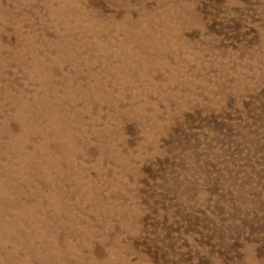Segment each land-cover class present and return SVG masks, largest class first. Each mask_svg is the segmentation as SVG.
Instances as JSON below:
<instances>
[{
	"label": "rangeland",
	"instance_id": "1",
	"mask_svg": "<svg viewBox=\"0 0 264 264\" xmlns=\"http://www.w3.org/2000/svg\"><path fill=\"white\" fill-rule=\"evenodd\" d=\"M0 163V264H264V0H0Z\"/></svg>",
	"mask_w": 264,
	"mask_h": 264
},
{
	"label": "bare ground",
	"instance_id": "2",
	"mask_svg": "<svg viewBox=\"0 0 264 264\" xmlns=\"http://www.w3.org/2000/svg\"><path fill=\"white\" fill-rule=\"evenodd\" d=\"M166 10V9H165ZM4 25V24H3ZM119 29V28H118ZM205 44V43H204ZM4 48V47H3ZM158 53V52H157ZM170 60V59H169ZM57 69V68H56ZM19 72V71H18ZM21 72V71H20ZM61 78V77H60ZM67 78V77H66ZM68 80V79H67ZM64 83V82H63ZM99 83V82H98ZM17 84V83H16ZM80 84V83H79ZM63 87V86H62ZM76 87V86H75ZM97 87V86H96ZM40 91V90H39ZM70 91V90H69ZM77 91V90H76ZM78 93V92H77ZM55 94V93H54ZM67 94V93H66ZM74 94V93H73ZM38 96V95H37ZM68 98H69V96H68ZM51 100V99H50ZM63 100V99H62ZM68 100V99H67ZM43 101V100H42ZM57 101V100H56ZM115 101V100H114ZM59 103V102H58ZM65 104V103H64ZM80 105V104H79ZM62 108V107H61ZM10 112V111H9ZM53 112V111H52ZM40 114V113H39ZM99 119V118H98ZM49 123V122H48ZM50 124V123H49ZM57 126V125H56ZM135 126V125H134ZM75 129V128H74ZM128 149V148H127ZM126 150V149H125ZM11 162V161H10ZM18 163V162H17ZM1 164V163H0ZM8 167V166H7ZM7 167H5V168H7ZM55 167V166H54ZM6 170V169H5ZM11 171V170H10ZM6 172V171H5ZM11 176V175H10ZM18 177V176H17ZM1 178V177H0ZM13 179V178H12ZM9 180V178H5V179H3V181L4 182H7ZM10 183V182H9ZM8 185V184H7ZM6 185V186H7ZM14 187H15V185H14ZM72 187V186H71ZM1 189V188H0ZM11 189V188H10ZM8 191V190H7ZM6 196V195H5ZM4 199V198H3ZM2 199V200H3ZM24 200V199H23ZM1 201V200H0ZM10 206V205H9ZM3 207V206H2ZM5 209V208H4ZM3 213V212H2ZM1 213V214H2ZM2 216V215H1ZM126 217V216H125ZM1 218V217H0ZM3 219V218H2ZM137 219V218H136ZM11 222V221H10ZM23 222V221H22ZM60 226V225H59ZM16 227V226H15ZM20 230V229H19ZM58 233V232H57ZM23 234V233H22ZM64 235V234H63ZM17 240V239H16ZM123 242V241H122ZM45 244V246L47 247V254L49 253V250H50V246H49V244L48 243H44ZM57 245L55 244V247H56ZM114 246V245H113ZM7 247V246H6ZM40 247V246H39ZM52 247V246H51ZM95 247V246H94ZM57 249H58V247H57ZM23 250V249H22ZM53 250V249H52ZM55 250V249H54ZM257 250V249H256ZM102 254V253H101ZM54 255V254H53ZM18 256V255H17ZM137 258V257H136ZM55 259V258H54ZM35 260V259H34ZM37 261V260H36ZM87 262V261H86Z\"/></svg>",
	"mask_w": 264,
	"mask_h": 264
}]
</instances>
